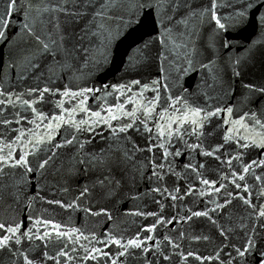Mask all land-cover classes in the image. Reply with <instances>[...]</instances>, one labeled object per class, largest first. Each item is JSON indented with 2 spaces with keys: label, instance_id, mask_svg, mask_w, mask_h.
I'll use <instances>...</instances> for the list:
<instances>
[{
  "label": "water",
  "instance_id": "95a60500",
  "mask_svg": "<svg viewBox=\"0 0 264 264\" xmlns=\"http://www.w3.org/2000/svg\"><path fill=\"white\" fill-rule=\"evenodd\" d=\"M9 13L0 264H264V0Z\"/></svg>",
  "mask_w": 264,
  "mask_h": 264
},
{
  "label": "snow or ice",
  "instance_id": "6c2138e0",
  "mask_svg": "<svg viewBox=\"0 0 264 264\" xmlns=\"http://www.w3.org/2000/svg\"><path fill=\"white\" fill-rule=\"evenodd\" d=\"M17 3V0H6V4H7V9L5 11V13L3 15H0V39L4 38V28L8 25L9 21V10H11ZM217 23L219 24V20H217ZM219 26L221 28L224 27L223 24H219ZM37 41H39V36L36 37ZM43 48L46 50L48 49V45L47 44H43ZM198 114V113H197ZM178 154V153H177ZM44 163H47V160L44 161ZM38 168L43 167V164L37 165ZM30 171V169H28ZM241 179H243V177H241ZM204 183H208L207 181H204ZM237 187H239V185H237ZM196 215H200V213H196ZM206 215V213H205ZM261 215H264V213H261ZM0 230H5V231H11V232H15L16 229L13 228H5V225L3 223H0ZM8 239L7 236L4 237L3 241H0V243H3L4 241H6ZM132 243H135L134 241ZM139 246V245H137ZM244 253L241 252L240 255H243Z\"/></svg>",
  "mask_w": 264,
  "mask_h": 264
}]
</instances>
